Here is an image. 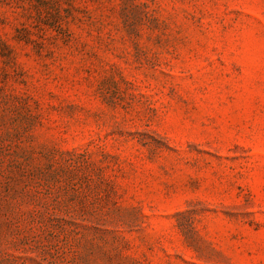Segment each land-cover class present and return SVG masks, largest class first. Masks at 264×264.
I'll return each instance as SVG.
<instances>
[{"label": "rangeland", "instance_id": "obj_1", "mask_svg": "<svg viewBox=\"0 0 264 264\" xmlns=\"http://www.w3.org/2000/svg\"><path fill=\"white\" fill-rule=\"evenodd\" d=\"M0 264H264V0H0Z\"/></svg>", "mask_w": 264, "mask_h": 264}]
</instances>
